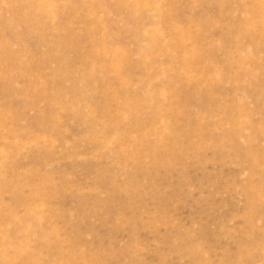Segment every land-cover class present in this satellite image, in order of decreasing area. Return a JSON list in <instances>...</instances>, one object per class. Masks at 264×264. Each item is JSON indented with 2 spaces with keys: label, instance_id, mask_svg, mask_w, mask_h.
Segmentation results:
<instances>
[{
  "label": "rangeland",
  "instance_id": "rangeland-1",
  "mask_svg": "<svg viewBox=\"0 0 264 264\" xmlns=\"http://www.w3.org/2000/svg\"><path fill=\"white\" fill-rule=\"evenodd\" d=\"M0 264H264V0H0Z\"/></svg>",
  "mask_w": 264,
  "mask_h": 264
}]
</instances>
